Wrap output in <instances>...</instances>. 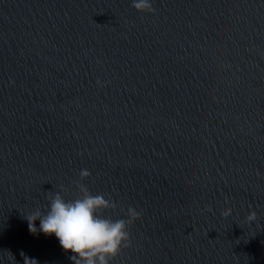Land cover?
<instances>
[{
	"label": "water",
	"instance_id": "obj_1",
	"mask_svg": "<svg viewBox=\"0 0 264 264\" xmlns=\"http://www.w3.org/2000/svg\"><path fill=\"white\" fill-rule=\"evenodd\" d=\"M149 3L0 0V264H72L25 216L78 184L109 264H264V0Z\"/></svg>",
	"mask_w": 264,
	"mask_h": 264
},
{
	"label": "clouds",
	"instance_id": "obj_2",
	"mask_svg": "<svg viewBox=\"0 0 264 264\" xmlns=\"http://www.w3.org/2000/svg\"><path fill=\"white\" fill-rule=\"evenodd\" d=\"M138 12L153 11L149 0H133L132 5ZM99 83V82H98ZM81 179L87 178L90 173L81 170ZM80 197L65 201L57 193L50 197L46 212L39 209L25 216L30 234L55 235L60 247L65 252H71L69 257L72 264H109L122 248L129 246L128 226L139 218V213L129 208L127 221L104 218L103 210L114 208L115 204L106 200L103 195H92L86 186L78 184ZM231 209L225 208L222 216H228ZM248 221L256 219V213L250 211ZM39 221V228L35 222ZM15 260V257L8 252ZM23 264H38L35 259L29 258L20 252Z\"/></svg>",
	"mask_w": 264,
	"mask_h": 264
}]
</instances>
